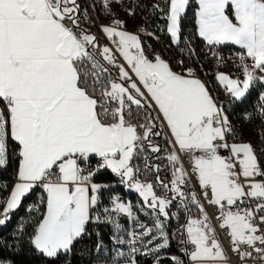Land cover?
<instances>
[{
    "label": "snow or ice",
    "instance_id": "snow-or-ice-1",
    "mask_svg": "<svg viewBox=\"0 0 264 264\" xmlns=\"http://www.w3.org/2000/svg\"><path fill=\"white\" fill-rule=\"evenodd\" d=\"M102 3L112 19L101 33L114 47L102 45L83 26L86 10L78 0H0V169L16 163V181L0 198V226L42 187L43 212L35 204L27 209L40 213L29 243L48 264L62 257L71 264L75 245L93 234L89 225L103 223L113 229L110 264H137L142 249L159 264L158 254L171 243L166 221L179 215L170 212L178 201L187 213L177 229L187 264H231L202 195L215 206L237 264H264V165L256 149L250 142H229L235 129L225 105L193 69L185 75L159 55L150 59L139 34L143 29L128 31L110 11L109 0ZM163 3L166 7L152 8L163 14L173 43L181 42L182 22L194 3L196 35L218 62L223 57L216 48L239 46L235 67L243 79L216 74L232 101L245 100L257 81L264 86V75H257L264 73V0ZM128 14L135 9L130 6ZM259 100L264 118V93ZM162 135L164 145L154 140ZM152 159L167 161L169 180L161 179V165ZM105 172L138 194V210L110 193V207L103 206L101 214L104 191L115 186L95 182ZM193 178L199 195L188 188ZM0 191H8L6 183ZM138 213L154 220L141 221ZM95 234L96 251H109L100 232ZM169 259L185 264L180 256ZM0 264L12 261L0 258Z\"/></svg>",
    "mask_w": 264,
    "mask_h": 264
},
{
    "label": "trees",
    "instance_id": "trees-1",
    "mask_svg": "<svg viewBox=\"0 0 264 264\" xmlns=\"http://www.w3.org/2000/svg\"><path fill=\"white\" fill-rule=\"evenodd\" d=\"M85 1V0H83ZM144 1L145 0H130L127 4V10L129 7L135 9L134 15H129L125 18L124 22L130 24L137 17H139L142 12H144ZM81 0H78L80 4ZM157 3L161 7H166L163 3V0H157ZM81 5V4H80ZM82 7V6H81ZM82 9V8H81ZM195 5L189 8L187 17L182 22V36L181 42L179 44L173 43L170 34L166 31L167 21L163 17V14L160 12L154 11L151 7L147 12V17L144 20L143 25L154 28L157 31L158 37H149L143 38V46L149 49L151 55H155L158 52L163 53L164 59L167 60L175 69L185 71L189 68H195L196 66H202L203 69H208L206 74L203 76L206 77L208 86L211 91L215 94V89L220 88L217 80L216 74L227 68L231 74L241 73L238 68L235 67L236 64V53L241 51L238 46L235 45H223L215 49L220 57H223L222 62H218L216 57H213L211 52L204 42L198 35H196V25L194 22V12ZM94 34L100 38V43L102 45L107 44L105 38L103 37L100 29L95 25L94 22L90 21V28ZM137 32V31H136ZM140 34V33H139ZM206 51L208 53H206ZM206 55L205 60L203 57ZM183 61V63H180ZM113 72L115 70L113 69ZM264 86L261 85L259 81L255 83V87L251 90L248 97L242 102H234L229 96H227L223 105H225L226 112L229 116V119L232 121V124L235 129V138L229 137V142H249L253 137L258 136V134L264 133V118L259 116V107L262 103L259 100V95L263 92ZM247 117L244 121L243 117ZM248 125H252L254 129L250 130ZM163 133H167L165 129L162 130ZM258 131V132H257ZM155 142L164 145V137H155ZM262 148L259 151L258 147ZM256 151H258L259 159H262V154L264 152V138L261 141L259 146L255 145ZM152 163H159L161 165V179L166 181L170 179V171L165 167L167 161L161 159L156 161L152 159ZM137 163H142L137 161ZM16 173V163L13 161L10 163L7 169H0V185L7 184L8 191H0V198L7 197L10 188L14 182ZM149 180L154 181V175L148 177ZM109 182L116 184L115 188L110 190H105L102 196V205H106L108 202L106 200L111 194H123L125 197L130 199L132 202H136V199L141 201L135 192L127 191L124 186H120L116 183V178L113 177L109 172H105L103 175L95 178V182ZM188 188L194 191L191 184L188 185ZM157 194L160 195L162 192L157 186ZM45 193L41 187H37L29 194L23 201L21 207L11 213L10 221L6 222L4 226H0V258H5L12 261V264H48L45 257L38 254L34 251L33 247L29 243L31 234L34 231V227L37 219L39 218L40 213L37 212H28L27 209L31 205H37L40 208V212H43L44 205L40 203V198L44 196ZM171 195V193H169ZM178 201L174 202L173 206L170 208V212H178V216L172 217L170 220L166 221L167 231L169 233L170 247L163 249L159 255V264H172L169 259V255L183 254L182 249L185 247L180 243L182 239L181 233L177 231L178 228L187 220V213L182 209L177 207ZM2 205H0V210H2ZM192 214L198 215V211L194 206H191ZM141 218L147 223V218L144 214L141 215ZM22 226V231L20 230ZM125 227H129L128 222L124 224ZM90 230V229H89ZM92 231L91 238L85 237L80 243L75 245V251L71 254L70 260L71 264H110L109 257L113 256L114 253L111 251L112 242L110 241V233L113 231L112 226L99 225L96 229ZM96 231H99L104 245L109 251H96ZM126 238V237H125ZM122 250L127 251L126 247H123ZM143 249L141 253L136 254L135 259L137 264H157L156 255L147 256L143 254ZM58 264H65L63 257L58 262Z\"/></svg>",
    "mask_w": 264,
    "mask_h": 264
},
{
    "label": "rangeland",
    "instance_id": "rangeland-1",
    "mask_svg": "<svg viewBox=\"0 0 264 264\" xmlns=\"http://www.w3.org/2000/svg\"><path fill=\"white\" fill-rule=\"evenodd\" d=\"M130 0H119V2H117V0H115V1H113L112 3H110L109 5H108V7H109V9H110V11L115 15V17H117V18H119L120 20H122V21H124L125 20V18L126 17H128L129 16V14H128V10H127V4H128V2H129ZM80 4H81V8H82V10H86V12H83L82 13V18H83V20L84 21H86L84 24H83V26L85 27V28H87V29H89L90 28V21L91 22H94L95 23V21H94V19L95 20H102L103 22H111V17L109 16V14H108V11L104 8V6H103V3H102V0H85V1H83V0H81V2H80ZM156 4H158L157 3V0H145L144 1V7H145V10H144V12H142V14H140L139 15V17H137L133 22H131L130 24L128 23V24H126L125 23V27H126V29L128 30V31H130V32H133V31H131V29H130V26H132V30H135V31H137V29H139L142 25H143V23H144V20H145V18L147 17V12H148V10L152 7V6H154V5H156ZM90 18V19H89ZM104 24H102V26H103ZM101 27V26H100ZM112 47H114V46H112ZM206 53H208L207 51H206ZM205 58H206V55L203 57V60H205ZM191 69H193L194 71H196L197 72V76L198 77H203V78H205L206 79V77L205 76H203V74H206L207 72H208V69H203V67L202 66H196L195 68H191ZM222 71H228V69L227 68H225V69H222ZM229 72V71H228ZM230 73V72H229ZM231 74V73H230ZM241 73H239V74H234V75H240ZM231 75H233V74H231ZM207 80V79H206ZM222 89H221V87L220 88H216L215 89V92L216 93H218V92H220ZM216 95V97L218 96V98L220 97V95H218V94H215ZM244 118V121H246V119H247V117H243ZM248 128H250V130H252V129H254V127L252 126V125H248ZM258 132V131H257ZM264 138V133H260V134H258V136H255V137H253L249 142L254 146V148H255V145H257V146H259L260 144H261V141H262V139ZM259 149V151H261L262 150V148H261V146L260 147H258ZM262 158H264V152H263V154H262ZM119 185V184H118ZM121 186V185H120ZM122 186H124V185H122ZM125 187V189L127 190V191H133V192H135L134 190H130V189H128L126 186H124ZM135 194L138 196V194L135 192ZM139 197V196H138ZM140 198V197H139ZM126 202H130V203H132L136 208H137V210L139 209V207H140V200L139 199H136V202L134 203V202H132L130 199H128L127 197H126ZM142 214H144V213H141V215ZM145 215V214H144ZM146 216V215H145ZM138 218L141 220V221H144V222H146L145 220H143L142 218H141V216L139 215V213H138ZM146 218H147V221H149L150 223L154 220V217L153 216H151V215H147L146 216ZM147 223V222H146ZM128 225H129V227L131 226V222L130 221H128ZM158 242H162V240L161 241H158ZM149 247H151V246H149ZM143 254H145V250H143ZM147 256L149 255V256H152V254L151 253H148V254H146ZM154 264H156V262L154 263Z\"/></svg>",
    "mask_w": 264,
    "mask_h": 264
},
{
    "label": "built area",
    "instance_id": "built-area-1",
    "mask_svg": "<svg viewBox=\"0 0 264 264\" xmlns=\"http://www.w3.org/2000/svg\"><path fill=\"white\" fill-rule=\"evenodd\" d=\"M113 1H115V0H109V4L112 3ZM94 21H95V25H96L98 28H100V26H101L102 24H104V22H103L102 20H99V21H98V20H95V19H94ZM139 29H143V31L140 32V35H141V37H143V38H149V37H155V38H157V37H158L157 31H156L154 28L148 27V26H146V25H142ZM137 30H138V29H137ZM150 33H151V34H154V35H149ZM156 55H159V56H161L162 59H164V55H163V53L158 52ZM194 75H195V77H198L196 71H194ZM165 130H166V129H165ZM166 132H167V131H166ZM230 143H231V142H230ZM256 152H257V155H258V151H256ZM221 154H222V155H228V153H227L225 150H221ZM181 155L183 156V154H181ZM260 161H261L262 165H264V158L260 159ZM13 163H15L14 160H13ZM184 164H185V168H188V169H189V172H190V174H191V171H190V168H189L190 161H188V160L185 158V159H184ZM258 179H259V178H258ZM14 180H15V179H14ZM112 184H113V183H112ZM190 184H191V186L193 187L194 191H196V192L198 193V195H199V194L201 193V190L199 189L198 184H197V181L195 180V178L192 179V181L190 182ZM114 185H115V184H114ZM115 186H116V185H115ZM115 186H114L113 188H115ZM41 188H42V187H41ZM113 188H112V189H113ZM115 195H119V196L121 197V199H122L123 201L126 202V197H125V195L120 194V193L115 194ZM106 200H107L108 203H107L106 205H102L101 208H100V212H101V214H102V207H103V206H109V207H110L109 197H107ZM201 202L205 204L206 211H207V213L209 214L210 218H212V224H213L214 226L217 227V232H218V235H219V237H220V239H221V242H222V244L224 245L225 250L228 251V254H229V256L231 257V264H237V257H236V255H235L234 253H232V252L229 250L230 240L226 237L225 230H223V229H219V227H218L219 221H217V220L215 219V216H216L218 213L216 212L215 206L208 205V204H207V201L202 197V195H201ZM121 222H122L123 224H125V222H124L123 220H122ZM100 225L108 226V225H110V224H108V223H103V224H100ZM96 227H97L96 225H89V229H90V230H93V231H94V229H96ZM94 232H95V231H94ZM171 256H174V255H169V257H171ZM175 256H180L181 259L185 260V264H187V257H186L185 255H183V254H176ZM171 263H172V261H171Z\"/></svg>",
    "mask_w": 264,
    "mask_h": 264
},
{
    "label": "crops",
    "instance_id": "crops-1",
    "mask_svg": "<svg viewBox=\"0 0 264 264\" xmlns=\"http://www.w3.org/2000/svg\"><path fill=\"white\" fill-rule=\"evenodd\" d=\"M111 22H104V25H108V24H110ZM102 26V25H101ZM100 29V31H101V27L99 28ZM130 29H131V31H133V33H135L136 31L135 30H132L133 28H132V26H130ZM103 35V34H102ZM104 37V36H103ZM105 38V37H104ZM105 40H106V42H107V44L109 45V46H112L111 44H110V42L105 38ZM141 42H142V45H143V40L141 39ZM239 47V46H238ZM144 49H145V53H146V55H148V57L150 58V59H152V58H154L155 57V55H151L150 53H149V49L148 48H146V47H144ZM117 57H118V59L122 62V63H124L125 65H126V62L125 61H123V58L122 57H119V54L117 53ZM165 60V59H164ZM167 63H169L167 60H165ZM169 65H170V67L172 68V70L173 71H175V72H177V73H181V74H187L186 73V70L185 71H181V70H177V69H175L170 63H169ZM219 72H223V73H226V74H230L228 71H222V70H220ZM257 75L258 76H260V75H264V73H259V72H257ZM234 78L235 77H239V78H241V79H243V76H242V74H240V75H232ZM197 78H199L202 82H204L205 83V85L209 88V90H210V92L211 93H213L212 91H211V89H210V87L208 86V83H207V80L205 79V78H203V77H197ZM134 79H135V77H134ZM220 86V85H219ZM221 87V91L220 92H218L217 94L218 95H220V97L218 98V96L216 97V95H215V93H213V95L215 96V98L221 103V104H223V101H224V99L228 96V94L224 91V89H223V87L222 86H220ZM143 90V89H142ZM262 93H264V89H263V92ZM166 129V128H165ZM166 131H167V129H166ZM15 181H16V175H15V180H14V182H13V184H12V186L14 185V183H15ZM116 185V184H115ZM12 186H11V188H12ZM11 188H10V190H11ZM9 194V193H8ZM8 196V195H7Z\"/></svg>",
    "mask_w": 264,
    "mask_h": 264
}]
</instances>
